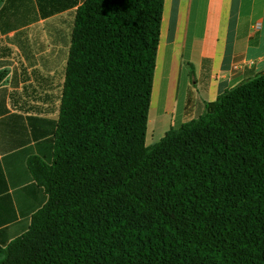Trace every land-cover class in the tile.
Segmentation results:
<instances>
[{
    "label": "trees",
    "instance_id": "obj_1",
    "mask_svg": "<svg viewBox=\"0 0 264 264\" xmlns=\"http://www.w3.org/2000/svg\"><path fill=\"white\" fill-rule=\"evenodd\" d=\"M163 3L77 9L47 200L0 264H264V72L146 146Z\"/></svg>",
    "mask_w": 264,
    "mask_h": 264
},
{
    "label": "crops",
    "instance_id": "obj_2",
    "mask_svg": "<svg viewBox=\"0 0 264 264\" xmlns=\"http://www.w3.org/2000/svg\"><path fill=\"white\" fill-rule=\"evenodd\" d=\"M85 1L0 0L2 248L46 203L29 160L53 159L75 14ZM262 72L264 0H164L145 144Z\"/></svg>",
    "mask_w": 264,
    "mask_h": 264
},
{
    "label": "rangeland",
    "instance_id": "obj_3",
    "mask_svg": "<svg viewBox=\"0 0 264 264\" xmlns=\"http://www.w3.org/2000/svg\"><path fill=\"white\" fill-rule=\"evenodd\" d=\"M175 67V66H174ZM174 70H176V67L174 68ZM166 75H167V72H166ZM174 76L176 75V71H175V73L173 74ZM183 78L185 79V76H183ZM183 80H181V82H182ZM182 84V86H184V83H181ZM181 86V87H182ZM166 90H167V88L164 86V88H163V94H165V92H166ZM150 145V141H149V138L147 139V141H146V146H149Z\"/></svg>",
    "mask_w": 264,
    "mask_h": 264
},
{
    "label": "bare ground",
    "instance_id": "obj_4",
    "mask_svg": "<svg viewBox=\"0 0 264 264\" xmlns=\"http://www.w3.org/2000/svg\"><path fill=\"white\" fill-rule=\"evenodd\" d=\"M159 74V73H158Z\"/></svg>",
    "mask_w": 264,
    "mask_h": 264
}]
</instances>
